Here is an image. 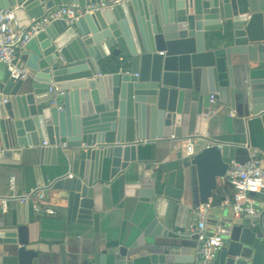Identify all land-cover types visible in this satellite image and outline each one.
Here are the masks:
<instances>
[{
	"label": "water",
	"instance_id": "1",
	"mask_svg": "<svg viewBox=\"0 0 264 264\" xmlns=\"http://www.w3.org/2000/svg\"><path fill=\"white\" fill-rule=\"evenodd\" d=\"M114 1L0 0V11L14 9L21 28L61 6ZM20 59L31 71L28 80L0 71V160L33 158L38 186L44 184L42 166L71 164L75 174L53 179L50 188L66 200L69 223L77 214V222L92 224L96 232L99 184L124 182L125 173L143 164L140 178L124 187L152 205L160 241L143 251L135 244L108 245L100 264H192L195 208L215 191L223 193L232 161L249 160L248 150L246 159L238 158L241 144L209 134L208 121L211 99L235 107L246 95L250 104L249 74L264 71V0H126L74 24L52 22L23 48ZM234 67L246 79L244 94L235 86ZM112 68L116 72H109ZM254 116L264 126V106L255 108ZM166 139L195 140L194 156L178 153L191 177L180 173L176 185L145 153L146 144ZM44 142L41 151L30 153ZM221 219L230 230L221 259L248 264L258 240L264 241V227L257 234V220L228 210ZM4 227L0 239L14 247L17 264H42L27 226ZM60 253L65 264L64 245Z\"/></svg>",
	"mask_w": 264,
	"mask_h": 264
},
{
	"label": "crops",
	"instance_id": "2",
	"mask_svg": "<svg viewBox=\"0 0 264 264\" xmlns=\"http://www.w3.org/2000/svg\"><path fill=\"white\" fill-rule=\"evenodd\" d=\"M0 71H3V68ZM233 76L235 86L242 91L240 94L246 93V79L243 71L234 67ZM249 76L251 80L250 104L246 95L245 101L240 100V104L235 107H232L231 102L225 104L215 101L212 103L208 121L209 134L217 139H227L241 144L237 156L242 160L248 156L247 150L264 153V126L254 116V109L264 106V71L261 74L251 71ZM184 143L185 141L166 139L148 143L145 148L146 157L152 161L153 166L162 168L165 177H169L171 183L175 185L180 181V173L187 172L191 177L190 169L183 167L178 158V153L182 150ZM45 146L42 143L39 147H30V153H38ZM35 163L36 161L30 156L27 161L23 158L20 163L0 160V228H5L6 223L27 226L29 240L32 242V247L36 248L42 256V264H63L60 245H64L66 250L65 264H100V254L108 245L118 242L128 245L135 244L138 251H143L152 241H160L161 223L153 213L152 205L141 201L137 196L127 194L124 187V182L128 183L140 178L138 175L143 174V164L137 165L136 169L131 168L130 174L125 173L124 182L118 179L99 184L94 197L95 208L100 215L99 232H96L92 224L77 222L79 220L77 214L75 222L69 223L66 200L60 198L61 191L50 188L53 179L75 174L71 164L42 166L44 184L38 186ZM12 176L16 177L18 194L48 186L44 202L58 209V215L38 214L34 212L31 204L16 200H10L7 210L3 211L1 198L10 194L9 186ZM223 187V193L215 191L209 201L212 206L208 223L210 230L215 221L222 218L226 210L233 216L230 203L235 197V192L226 178L223 179ZM221 196L225 197V201L221 200ZM252 197L260 212L259 217L254 219L257 222L253 225L254 231L259 234L263 231L261 227H264V194ZM259 219L260 222H258ZM256 244L251 258L247 259L248 264H264V241L259 239ZM13 248L12 245L0 239V264H17L16 252ZM220 252L218 250V257L216 256L212 264H224ZM191 253L194 256L192 264H197L198 240L196 248Z\"/></svg>",
	"mask_w": 264,
	"mask_h": 264
},
{
	"label": "built area",
	"instance_id": "3",
	"mask_svg": "<svg viewBox=\"0 0 264 264\" xmlns=\"http://www.w3.org/2000/svg\"><path fill=\"white\" fill-rule=\"evenodd\" d=\"M126 0H115L113 3L87 5L83 8L75 5L61 6L56 11H51L39 19H34L27 27H19L14 9L0 11V69L6 68L11 77L19 80H28L31 77L30 69L20 59L19 51L22 50L37 34L44 31L47 26L57 20H63L67 24L78 22L85 14L95 10L112 8L117 3ZM214 103V100L211 99ZM194 139H187L182 148V156L190 158L194 156ZM46 145V143L44 142ZM72 177V175H69ZM225 178L235 192V197L230 203L234 217L249 215L257 219L260 212L257 210L252 195L264 194V153L257 150L249 151V160L244 164L232 161L229 164ZM17 180L15 176L10 178L7 197L1 198L2 210L6 211L10 200L31 204L34 212L57 216L58 209L49 206L46 200L47 186L24 193H17ZM211 204H200L194 210L198 219L196 234L198 235V262L197 264H212L218 250L224 247V239L230 235V230L222 225V219H217L213 228L208 229L210 221Z\"/></svg>",
	"mask_w": 264,
	"mask_h": 264
},
{
	"label": "trees",
	"instance_id": "4",
	"mask_svg": "<svg viewBox=\"0 0 264 264\" xmlns=\"http://www.w3.org/2000/svg\"><path fill=\"white\" fill-rule=\"evenodd\" d=\"M110 72L114 73V72H116V69H113V68H112V69L110 70Z\"/></svg>",
	"mask_w": 264,
	"mask_h": 264
}]
</instances>
